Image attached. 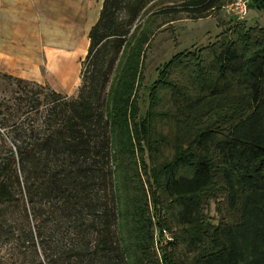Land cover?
Here are the masks:
<instances>
[{"label": "trees", "instance_id": "trees-1", "mask_svg": "<svg viewBox=\"0 0 264 264\" xmlns=\"http://www.w3.org/2000/svg\"><path fill=\"white\" fill-rule=\"evenodd\" d=\"M234 1L183 0L166 13L201 19ZM151 2L104 0L76 98L0 71V264H264V27L241 22L175 54L143 112L152 33L139 18ZM254 7L264 13V0ZM147 136L151 155L171 152L158 183L167 205L154 206L175 240L160 258L147 199L125 185L140 177Z\"/></svg>", "mask_w": 264, "mask_h": 264}, {"label": "rangeland", "instance_id": "rangeland-1", "mask_svg": "<svg viewBox=\"0 0 264 264\" xmlns=\"http://www.w3.org/2000/svg\"><path fill=\"white\" fill-rule=\"evenodd\" d=\"M71 1L74 5H68ZM55 8L59 9L61 17H57V13L54 17V23L62 25V27L69 28L61 32L60 46L61 54L64 55V51L72 49L73 53H65V55L74 57V64L76 69V75L74 76L75 88L65 92L62 88H52L48 83V86L59 93L66 95L70 98H76L78 96L80 87L82 86V74L85 70V61L88 54V47L90 40L88 39V32L84 29V21L90 17H93L95 22L101 12L103 0H53ZM91 3V4H90ZM231 2H227L220 13H212L208 17L201 19H192L186 12L177 14L166 13L167 10L174 8L179 9L183 5V0H152L149 3L146 13L139 18V23L143 25H149L151 29L150 41L151 45L147 49L144 60L143 74L144 80L141 82V86L138 89V101L142 106V111L148 107V94L149 88L155 81L158 75V69L169 61L175 54L181 53L185 50H191L197 47H204L210 43L215 42L219 35L227 31L229 27H236L239 23H244L249 30L253 28L262 31L264 27V13L254 7L249 10L247 17L244 20L236 19L233 14L227 10V6ZM70 6L71 8L69 9ZM46 10L48 6L44 7ZM91 11V12H90ZM123 17L125 13H122ZM60 18V19H59ZM153 23V24H151ZM241 23V24H242ZM151 24V25H150ZM47 25V20H46ZM74 25V26H73ZM71 26V27H70ZM77 27L76 31L73 27ZM83 26V28H82ZM229 31V30H228ZM243 32L242 29L239 33ZM53 38L45 34V45H49ZM67 46H70L69 48ZM77 46V47H75ZM67 48V49H64ZM72 62V61H71ZM44 72V70L42 71ZM70 73V72H69ZM114 74H111L113 78ZM68 80V79H67ZM33 82V81H32ZM6 86V81H2ZM0 88V96L5 95V86ZM74 85V84H73ZM16 88L15 86H13ZM36 89L37 87L32 86ZM232 97H236L237 103H242L247 100V91L243 88L235 89L231 93ZM232 103V102H231ZM142 112V113H143ZM166 116H159L158 124L166 129L168 126V120ZM144 153L141 154L139 151L136 154L139 170V178H136L134 182L125 183L126 187L131 188V193H138L143 195V199H147V210L149 211V217L152 220L151 232L154 235V246L157 249V257L160 258L163 255L164 248L168 243L174 242L175 238L167 230L160 228L159 215L156 214L154 206V198L159 197L161 200L158 202L159 207L164 208L167 205L166 198L163 197V193L158 186L162 184V166L166 161L163 156L169 157L171 152L164 151L159 155H151L150 152L156 153L154 144L150 139V136L142 142ZM165 149V148H164ZM129 162V160L127 161ZM133 185L137 188L134 190ZM157 187V193L155 188ZM163 208V209H164ZM204 213L208 215L214 224H217L218 214L216 210V203L210 202V204L204 208ZM148 216V213H147ZM175 233L180 231V228L175 227ZM187 239H183L179 242L186 243ZM177 249L176 251H178ZM196 256L193 255L192 258Z\"/></svg>", "mask_w": 264, "mask_h": 264}, {"label": "crops", "instance_id": "crops-1", "mask_svg": "<svg viewBox=\"0 0 264 264\" xmlns=\"http://www.w3.org/2000/svg\"><path fill=\"white\" fill-rule=\"evenodd\" d=\"M70 4L75 3L69 1L68 5ZM45 6H48L47 10ZM59 12L53 0H0L1 72L41 85L48 83L52 88L57 86L65 92L75 88L74 57L65 55L68 52L73 53V50L64 48L67 50L64 55L61 54L60 34L66 27L60 24L55 26L52 17L56 13L57 17H61ZM92 15L84 21L83 30L88 32V39L91 29L100 18L99 14L94 22ZM76 29V26L73 27V30ZM46 33L53 38L49 45H45Z\"/></svg>", "mask_w": 264, "mask_h": 264}, {"label": "built area", "instance_id": "built-area-1", "mask_svg": "<svg viewBox=\"0 0 264 264\" xmlns=\"http://www.w3.org/2000/svg\"><path fill=\"white\" fill-rule=\"evenodd\" d=\"M233 16L238 20H244L249 12V0H235L227 6Z\"/></svg>", "mask_w": 264, "mask_h": 264}]
</instances>
